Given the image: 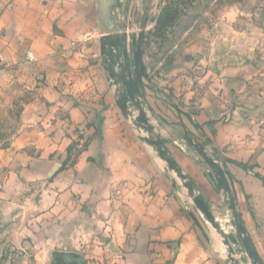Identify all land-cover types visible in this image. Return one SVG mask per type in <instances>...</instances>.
<instances>
[{
	"label": "crops",
	"instance_id": "0c3cea01",
	"mask_svg": "<svg viewBox=\"0 0 264 264\" xmlns=\"http://www.w3.org/2000/svg\"><path fill=\"white\" fill-rule=\"evenodd\" d=\"M156 6L122 0L110 26L132 27V41L139 17L150 27ZM99 15V0H0V225L12 257L252 264L241 244L227 242L237 236L228 196L190 136L225 170L264 264V57L217 67L201 37L156 69L144 54L149 78L139 98L153 126L145 129L137 107L129 102L126 116L118 104L125 86L111 81L101 56ZM148 134L166 139L214 221Z\"/></svg>",
	"mask_w": 264,
	"mask_h": 264
},
{
	"label": "rangeland",
	"instance_id": "374dc122",
	"mask_svg": "<svg viewBox=\"0 0 264 264\" xmlns=\"http://www.w3.org/2000/svg\"><path fill=\"white\" fill-rule=\"evenodd\" d=\"M155 12L150 27L140 26V17L138 26H134L139 35L146 32L144 54L152 69L185 55L200 37L209 40V54L217 67L257 65L264 57V0H157ZM163 18H172L171 23L156 31L158 20ZM128 29L132 27L117 25L113 31L123 33ZM151 33L154 35L149 37ZM127 45L133 58L132 41L128 40ZM101 56L106 63L102 51ZM7 228L0 225V264H39L31 253L26 263L19 253L12 257Z\"/></svg>",
	"mask_w": 264,
	"mask_h": 264
},
{
	"label": "water",
	"instance_id": "95a60500",
	"mask_svg": "<svg viewBox=\"0 0 264 264\" xmlns=\"http://www.w3.org/2000/svg\"><path fill=\"white\" fill-rule=\"evenodd\" d=\"M100 4V27L106 33L100 38L102 53L105 56L109 72L115 79V82H122L125 86V90L120 94L121 99L118 104L124 113L128 116L130 114L128 103L139 109V115L137 120L145 127V129H153L150 120L147 116L145 109L142 106V102L139 97L143 96L142 87L144 86V79L149 78L147 72V66L144 62V41L146 39L145 30L141 32L139 36H132L133 44V58L128 50V34L123 32L121 34H111L113 29L110 26L111 18L114 16L112 10L115 7L122 6V0H99ZM116 27V26H115ZM126 28V25H124ZM117 67L119 70L117 71ZM145 140L155 146L160 156L168 163L170 169L174 170L178 176L184 181V185L188 188L191 197L193 198L197 207L201 212L211 221H214V215L210 211L209 206L196 192L195 186L188 176L183 172L176 160L170 155L166 146V139L161 136L146 137ZM187 140L196 150L203 156L204 160L213 169L220 185L224 188L228 196V204L234 216V225L237 229V236L230 234L227 237V242H233L237 245H242L243 249L247 252L248 257L251 259L252 264H263L250 236L247 233L243 221L237 211L234 196L231 191L230 184L227 180L225 170L219 161L213 158L206 150V147L195 141L192 137L187 136ZM68 254V253H67ZM68 255H74L70 253ZM244 262L247 259L242 258Z\"/></svg>",
	"mask_w": 264,
	"mask_h": 264
},
{
	"label": "trees",
	"instance_id": "16d2710c",
	"mask_svg": "<svg viewBox=\"0 0 264 264\" xmlns=\"http://www.w3.org/2000/svg\"><path fill=\"white\" fill-rule=\"evenodd\" d=\"M171 20H172V18H170V19H159L158 20V23H157V26H158V29L156 30V31H160V30H164L170 23H171ZM156 33V32H155ZM154 34L153 33H151L150 35H149V37H152ZM149 39V38H148ZM147 42H149V41H147Z\"/></svg>",
	"mask_w": 264,
	"mask_h": 264
}]
</instances>
